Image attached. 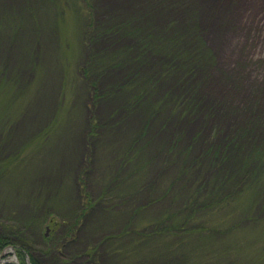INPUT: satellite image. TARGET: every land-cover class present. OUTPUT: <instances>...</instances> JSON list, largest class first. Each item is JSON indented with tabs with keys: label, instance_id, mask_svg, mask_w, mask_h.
Returning <instances> with one entry per match:
<instances>
[{
	"label": "rangeland",
	"instance_id": "obj_1",
	"mask_svg": "<svg viewBox=\"0 0 264 264\" xmlns=\"http://www.w3.org/2000/svg\"><path fill=\"white\" fill-rule=\"evenodd\" d=\"M0 236L264 264V0H0Z\"/></svg>",
	"mask_w": 264,
	"mask_h": 264
},
{
	"label": "trees",
	"instance_id": "obj_2",
	"mask_svg": "<svg viewBox=\"0 0 264 264\" xmlns=\"http://www.w3.org/2000/svg\"><path fill=\"white\" fill-rule=\"evenodd\" d=\"M185 197H186V200H188V199H190L191 195H187ZM7 241L9 242V240H6L5 238L0 236V250L3 249L8 244ZM17 250H18V254H19L20 259L24 263L25 262L24 259H25L26 255L29 254L26 245L25 244L19 245L17 247ZM32 258L33 257L31 256V261L33 262V264H38L37 260L35 258L34 259H32Z\"/></svg>",
	"mask_w": 264,
	"mask_h": 264
},
{
	"label": "water",
	"instance_id": "obj_3",
	"mask_svg": "<svg viewBox=\"0 0 264 264\" xmlns=\"http://www.w3.org/2000/svg\"><path fill=\"white\" fill-rule=\"evenodd\" d=\"M4 255V252L0 253V258Z\"/></svg>",
	"mask_w": 264,
	"mask_h": 264
}]
</instances>
